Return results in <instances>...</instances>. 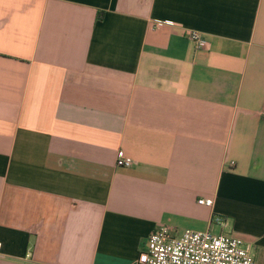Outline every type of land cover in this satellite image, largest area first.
Wrapping results in <instances>:
<instances>
[{"label": "crops", "instance_id": "0c3cea01", "mask_svg": "<svg viewBox=\"0 0 264 264\" xmlns=\"http://www.w3.org/2000/svg\"><path fill=\"white\" fill-rule=\"evenodd\" d=\"M162 226L264 264V0H0V264H136Z\"/></svg>", "mask_w": 264, "mask_h": 264}, {"label": "built area", "instance_id": "2783aa9c", "mask_svg": "<svg viewBox=\"0 0 264 264\" xmlns=\"http://www.w3.org/2000/svg\"><path fill=\"white\" fill-rule=\"evenodd\" d=\"M188 38L197 49L207 48L201 33L187 30ZM117 166L129 168L134 161L120 157ZM199 205L212 207V199H199ZM2 244L0 243V254ZM136 264H255L254 256L242 239L214 234L210 230H186L176 233L167 226L156 229L149 237L147 248L141 252Z\"/></svg>", "mask_w": 264, "mask_h": 264}]
</instances>
